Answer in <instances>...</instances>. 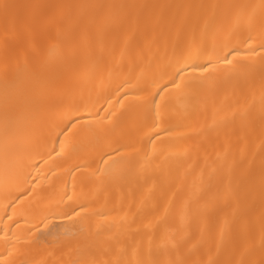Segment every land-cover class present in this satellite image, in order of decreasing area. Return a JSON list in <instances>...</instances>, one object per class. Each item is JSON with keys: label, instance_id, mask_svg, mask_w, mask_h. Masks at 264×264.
<instances>
[{"label": "bare ground", "instance_id": "bare-ground-1", "mask_svg": "<svg viewBox=\"0 0 264 264\" xmlns=\"http://www.w3.org/2000/svg\"><path fill=\"white\" fill-rule=\"evenodd\" d=\"M0 264H264V0H0Z\"/></svg>", "mask_w": 264, "mask_h": 264}]
</instances>
